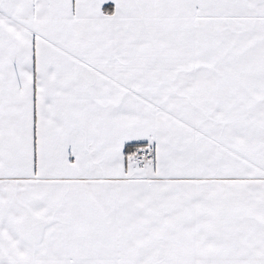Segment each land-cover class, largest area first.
Masks as SVG:
<instances>
[{
  "label": "snow or ice",
  "instance_id": "obj_1",
  "mask_svg": "<svg viewBox=\"0 0 264 264\" xmlns=\"http://www.w3.org/2000/svg\"><path fill=\"white\" fill-rule=\"evenodd\" d=\"M0 264H264V0H0Z\"/></svg>",
  "mask_w": 264,
  "mask_h": 264
}]
</instances>
